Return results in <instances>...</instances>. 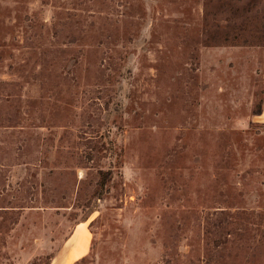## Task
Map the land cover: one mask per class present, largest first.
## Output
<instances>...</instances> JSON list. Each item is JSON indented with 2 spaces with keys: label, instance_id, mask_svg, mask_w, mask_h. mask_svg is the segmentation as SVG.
I'll return each instance as SVG.
<instances>
[{
  "label": "rangeland",
  "instance_id": "1",
  "mask_svg": "<svg viewBox=\"0 0 264 264\" xmlns=\"http://www.w3.org/2000/svg\"><path fill=\"white\" fill-rule=\"evenodd\" d=\"M203 11L0 0V264H264V47Z\"/></svg>",
  "mask_w": 264,
  "mask_h": 264
},
{
  "label": "trees",
  "instance_id": "2",
  "mask_svg": "<svg viewBox=\"0 0 264 264\" xmlns=\"http://www.w3.org/2000/svg\"><path fill=\"white\" fill-rule=\"evenodd\" d=\"M203 6V35L207 43L264 47V0H203ZM263 102L254 113H261ZM100 184L101 190L104 184ZM96 193L100 195V191Z\"/></svg>",
  "mask_w": 264,
  "mask_h": 264
},
{
  "label": "crops",
  "instance_id": "3",
  "mask_svg": "<svg viewBox=\"0 0 264 264\" xmlns=\"http://www.w3.org/2000/svg\"><path fill=\"white\" fill-rule=\"evenodd\" d=\"M254 121H257V122H259V123H264V102H263V107H262V111H261V113H259V114H255V116H254ZM69 254H70V252H69ZM74 254V252H72L71 254H70V257H72L73 259H76V257H78V255H74V256H72ZM69 260H71V259H67V262H65L66 264H70L69 263Z\"/></svg>",
  "mask_w": 264,
  "mask_h": 264
},
{
  "label": "clouds",
  "instance_id": "4",
  "mask_svg": "<svg viewBox=\"0 0 264 264\" xmlns=\"http://www.w3.org/2000/svg\"><path fill=\"white\" fill-rule=\"evenodd\" d=\"M134 173L130 169H126L124 171V178L126 180H131L133 178Z\"/></svg>",
  "mask_w": 264,
  "mask_h": 264
}]
</instances>
